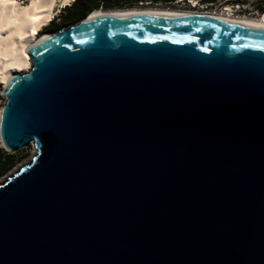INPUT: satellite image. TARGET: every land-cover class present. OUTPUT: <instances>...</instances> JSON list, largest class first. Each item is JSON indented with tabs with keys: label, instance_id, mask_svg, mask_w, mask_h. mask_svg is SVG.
<instances>
[{
	"label": "water",
	"instance_id": "water-1",
	"mask_svg": "<svg viewBox=\"0 0 264 264\" xmlns=\"http://www.w3.org/2000/svg\"><path fill=\"white\" fill-rule=\"evenodd\" d=\"M86 14L1 90L0 264H264V25Z\"/></svg>",
	"mask_w": 264,
	"mask_h": 264
},
{
	"label": "bare ground",
	"instance_id": "bare-ground-1",
	"mask_svg": "<svg viewBox=\"0 0 264 264\" xmlns=\"http://www.w3.org/2000/svg\"><path fill=\"white\" fill-rule=\"evenodd\" d=\"M73 0H0V84L6 86L14 72L26 71L30 66L27 48L44 39L49 33L42 31V25L53 16L59 7ZM195 1V0H194ZM174 15L224 19L233 23L264 25V14L259 16L241 15L232 12L227 5L221 10L187 9L174 7L134 6L123 8L94 9L86 19L106 15ZM51 20H49L50 22Z\"/></svg>",
	"mask_w": 264,
	"mask_h": 264
},
{
	"label": "rangeland",
	"instance_id": "rangeland-1",
	"mask_svg": "<svg viewBox=\"0 0 264 264\" xmlns=\"http://www.w3.org/2000/svg\"><path fill=\"white\" fill-rule=\"evenodd\" d=\"M26 1V0H21ZM259 0H242V3L238 4H230L229 1L225 0H216L213 4H203L200 3L198 0H175L167 7H174V8H187V9H212V10H221L222 8L226 7L227 5L231 6L232 12L241 14V15H248V16H259L263 15L264 13L259 14L255 8L254 5ZM70 4H65L58 8L57 11H54L58 13L56 17H54L46 27L42 28L40 33H52L56 30H58L62 26L69 25L67 23H63L64 16L67 17L68 15V9ZM137 6H155V7H164V5H161L160 3H154L150 4L149 1L142 2V4H139ZM67 21V18L65 19ZM4 88L3 84H0V106L3 103V97L1 96V90ZM4 150V149H3ZM6 154H8V157H10V160L12 161L11 165H9L4 171L0 173V181L6 177L9 173L13 172L16 167L21 165L22 163L26 162L30 156L33 154V147L31 144L25 145L23 147L17 148L13 151H6L4 150Z\"/></svg>",
	"mask_w": 264,
	"mask_h": 264
},
{
	"label": "trees",
	"instance_id": "trees-1",
	"mask_svg": "<svg viewBox=\"0 0 264 264\" xmlns=\"http://www.w3.org/2000/svg\"><path fill=\"white\" fill-rule=\"evenodd\" d=\"M149 1L150 4L160 3L161 5L168 6L175 0H73L68 6V15L64 16L63 23L71 24L87 12H90L97 8L110 9V8H123V7H134L138 5V2ZM203 4H213L216 0H198ZM229 1L230 4L242 3V0H225ZM259 3L254 5L255 10L261 14L264 13V0H259ZM88 14V13H87ZM67 18V21L65 20ZM12 161L8 154L5 153L3 148L0 146V173L4 171Z\"/></svg>",
	"mask_w": 264,
	"mask_h": 264
},
{
	"label": "clouds",
	"instance_id": "clouds-1",
	"mask_svg": "<svg viewBox=\"0 0 264 264\" xmlns=\"http://www.w3.org/2000/svg\"><path fill=\"white\" fill-rule=\"evenodd\" d=\"M59 9H60V7H59ZM57 14H58V13L55 12L54 15L51 16V18H50L49 20H52L54 17H56ZM49 20L47 21V23H46L45 25H42L41 29L44 28V27H46V26L48 25ZM40 32H41V31L39 30L38 33H40Z\"/></svg>",
	"mask_w": 264,
	"mask_h": 264
}]
</instances>
